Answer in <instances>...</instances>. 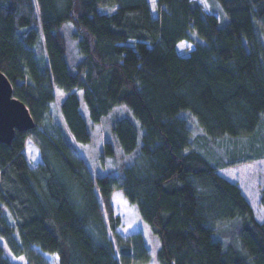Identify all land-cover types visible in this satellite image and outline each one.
<instances>
[{
	"label": "trees",
	"instance_id": "16d2710c",
	"mask_svg": "<svg viewBox=\"0 0 264 264\" xmlns=\"http://www.w3.org/2000/svg\"><path fill=\"white\" fill-rule=\"evenodd\" d=\"M217 1L225 24L197 0H0V70L36 122L0 142V264H19L5 245L24 264L148 262L143 232L118 231L116 188L158 235L159 264H264V219L219 172L249 159L223 142L261 127L264 0ZM66 21L81 54L75 72ZM57 87L67 95L53 111ZM82 99L93 123L120 103L137 119L140 129L116 119L105 141L107 155L114 142L125 157L138 149L120 175L93 174L81 152L92 139ZM186 110L203 131L195 139ZM28 139L40 151L32 164ZM208 140L213 156L199 148Z\"/></svg>",
	"mask_w": 264,
	"mask_h": 264
},
{
	"label": "rangeland",
	"instance_id": "374dc122",
	"mask_svg": "<svg viewBox=\"0 0 264 264\" xmlns=\"http://www.w3.org/2000/svg\"><path fill=\"white\" fill-rule=\"evenodd\" d=\"M155 1V0H151ZM203 8L211 13H215L219 16L221 24H225L228 20L227 14L224 12L223 8L217 0H197ZM152 7L155 15L157 14L156 4L153 2ZM102 11L105 8H101ZM63 32L66 35L68 42V52L67 60L68 66L71 72L76 71V64L81 59V54L79 53L77 46V37L73 34L75 27L72 22L66 21L62 26ZM264 39V36H263ZM194 49V44L191 41L184 40L178 44V52L183 55H188ZM79 94L82 91L79 89ZM57 98L52 105L53 111H57L59 103L65 98L67 92L62 88L57 87ZM81 110L85 116L89 130L92 135L91 141L87 143L79 144L80 150L83 153L85 159L87 160L89 167L93 174H111L120 175L121 166L123 162L133 157L134 154L130 156H124L122 148L114 142L115 153L112 155H107L105 153V141H114L113 124L116 119L123 116H130L135 122L136 126L140 129V125L137 119L133 116L127 103L118 104L110 113L102 117L100 122L93 123L90 119L89 112L85 101L82 99ZM188 118L189 125L193 130L194 136L203 133L202 129L196 118L189 112L184 111L181 113ZM201 139H199L200 141ZM205 140L203 139L202 142ZM230 142H223V150L228 149L229 153L235 158H249L245 162L236 163L228 167L219 168V172L226 178L237 182L245 195L250 200L256 216L259 220L264 219V206L261 203V196L264 191V114L261 121V127L259 131L248 137H239L238 139H230ZM199 148L210 156H213L215 152H218L219 148L217 144L212 141H207L206 144H200ZM28 159L30 163H35L40 160V151L36 144H32V141L28 139ZM223 152V151H222ZM222 155V154H221ZM220 157L229 158L227 155L218 156L216 155V162L220 161ZM112 203L114 207L115 215L120 216L121 224L118 226V231L121 234L127 236L136 231H142L145 237L146 244L151 253V258L148 262L144 264H159L157 260V252L160 248V239L158 235L152 232L149 225L142 220L138 215L135 205H132L127 197L124 195L121 188H116L112 194ZM5 255L19 264H24L25 260L23 257H16L7 245H5Z\"/></svg>",
	"mask_w": 264,
	"mask_h": 264
},
{
	"label": "water",
	"instance_id": "95a60500",
	"mask_svg": "<svg viewBox=\"0 0 264 264\" xmlns=\"http://www.w3.org/2000/svg\"><path fill=\"white\" fill-rule=\"evenodd\" d=\"M35 125L28 106L13 96V85L0 70V142L10 144L16 130H28Z\"/></svg>",
	"mask_w": 264,
	"mask_h": 264
}]
</instances>
